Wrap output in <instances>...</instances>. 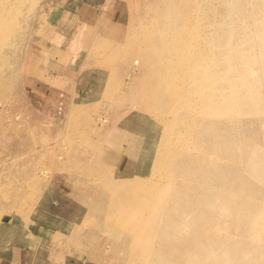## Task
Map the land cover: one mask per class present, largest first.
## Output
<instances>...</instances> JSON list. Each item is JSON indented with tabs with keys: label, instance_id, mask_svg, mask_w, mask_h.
Returning <instances> with one entry per match:
<instances>
[{
	"label": "rangeland",
	"instance_id": "rangeland-1",
	"mask_svg": "<svg viewBox=\"0 0 264 264\" xmlns=\"http://www.w3.org/2000/svg\"><path fill=\"white\" fill-rule=\"evenodd\" d=\"M217 110L264 117V0H0V264H149L114 197L158 200Z\"/></svg>",
	"mask_w": 264,
	"mask_h": 264
},
{
	"label": "bare ground",
	"instance_id": "bare-ground-1",
	"mask_svg": "<svg viewBox=\"0 0 264 264\" xmlns=\"http://www.w3.org/2000/svg\"><path fill=\"white\" fill-rule=\"evenodd\" d=\"M217 113L209 119L192 116L201 126L192 125L186 133L197 140L200 154L197 148L173 152L174 144H163L162 149L178 159L172 173L181 171L177 178L170 177L168 183L149 189L160 188L158 200L140 202L145 193L140 179L123 187V192H140L132 197V205L121 196L114 197V210L139 216L133 224L119 220L121 227L138 233L142 221L147 224V239L135 238L134 252L149 264H180L175 260L193 250L191 256L202 264H264V130H257L264 117L256 123ZM188 118L185 114L180 123L192 124ZM249 125L256 129L246 132ZM234 128L244 134L236 136ZM132 134L141 137L137 131ZM130 154L133 162L144 160V156ZM188 169L191 174L186 177L182 172L188 174ZM142 212L148 217L140 218Z\"/></svg>",
	"mask_w": 264,
	"mask_h": 264
}]
</instances>
